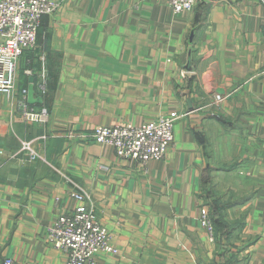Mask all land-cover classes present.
<instances>
[{"label":"crops","instance_id":"0c3cea01","mask_svg":"<svg viewBox=\"0 0 264 264\" xmlns=\"http://www.w3.org/2000/svg\"><path fill=\"white\" fill-rule=\"evenodd\" d=\"M263 30L257 0L180 15L166 0H66L42 17L14 96L0 94V262L64 264L46 229L79 205L75 191L118 251L96 264H264ZM30 78L47 124L23 117ZM169 113L181 116L172 146L145 170L91 138Z\"/></svg>","mask_w":264,"mask_h":264},{"label":"built area","instance_id":"2783aa9c","mask_svg":"<svg viewBox=\"0 0 264 264\" xmlns=\"http://www.w3.org/2000/svg\"><path fill=\"white\" fill-rule=\"evenodd\" d=\"M65 1L0 0V94L8 98L14 96L19 59L35 48L42 17L54 16ZM202 1L204 0H166V3L173 15H180L192 12ZM257 1L264 8V0ZM26 74L31 75V71L27 70ZM38 89L41 95L45 94L43 73ZM21 95L25 120L29 123L46 124L49 118L47 111L28 105L27 90H22ZM214 99L220 100L218 96ZM180 117L177 113H169L140 126L98 127L93 130L91 138L98 145L112 147L118 158L133 161L145 170L149 162L164 159L172 146L174 125ZM24 149L29 150L27 145ZM70 196L79 205L74 210L59 215L52 226L46 229V244L66 254L64 264H96L95 258L99 253L118 255V251L110 244L107 229L97 220L95 206L89 202L87 194L73 191ZM200 215V225L211 240L214 232L207 209L202 208ZM0 264L18 263L4 259Z\"/></svg>","mask_w":264,"mask_h":264},{"label":"rangeland","instance_id":"374dc122","mask_svg":"<svg viewBox=\"0 0 264 264\" xmlns=\"http://www.w3.org/2000/svg\"><path fill=\"white\" fill-rule=\"evenodd\" d=\"M28 70H30V71H31V74H32V70H31V69H28ZM45 86H46V92H47V85H46V82H45ZM16 89H17V88H16ZM16 89H15V91H16ZM23 90H24V89H23ZM25 90H26V89H25ZM21 91H22V90L19 91V96H20V99L22 100ZM46 92H45V94H46ZM37 97H39V96H36V95H35V98H37ZM40 98H41V97H40ZM41 100L43 101L42 98H41ZM41 105H42V104H41ZM36 106H37V104H36V105H33L32 107L35 108ZM48 121H49V118H48ZM47 123H48V122H47ZM47 123H46V124H47ZM210 190H211V191H214V192H210ZM208 191L210 192V195L212 196V198H215V197H216L215 189L209 187V188H208ZM209 192H208V193H209ZM70 194H71V193H70ZM207 196H208V195H207ZM70 197H71V196H70ZM212 200H214V199H212ZM74 201H75V200H74ZM210 205L214 207V205H213L212 203H210ZM94 206H95V205H94ZM213 207H212L211 210H209L210 208L208 209V208L206 207V208H207V211H208V215H209V217L211 216V217H210L211 222H212V220H213V222L215 221V219L212 218V215H213V214L211 213V212H214V211H213ZM74 209H75V208H74ZM74 209H73V210H74ZM213 217H214V216H213ZM213 222H212V226H213V232H214V230H215V229H214V227H215V223L213 224ZM213 234H214V233H213ZM213 236H214V235H213ZM213 236H212V238H213ZM210 241L214 242V240H212V239H211ZM95 259H96V258H95Z\"/></svg>","mask_w":264,"mask_h":264},{"label":"water","instance_id":"95a60500","mask_svg":"<svg viewBox=\"0 0 264 264\" xmlns=\"http://www.w3.org/2000/svg\"><path fill=\"white\" fill-rule=\"evenodd\" d=\"M214 1V0H211ZM31 83L28 85V89H27V103L28 105L32 106V105H41L42 104V100L41 98H35V94H34V88H33V84H32V78H30L29 80Z\"/></svg>","mask_w":264,"mask_h":264},{"label":"trees","instance_id":"16d2710c","mask_svg":"<svg viewBox=\"0 0 264 264\" xmlns=\"http://www.w3.org/2000/svg\"><path fill=\"white\" fill-rule=\"evenodd\" d=\"M40 27V26H39ZM38 32H39V28H38V30H37V37H38ZM30 69L32 70V72H33V68L32 67H30ZM49 76V75H48ZM48 76H46L47 78L46 79H48ZM55 79V78H54ZM53 83H55V81L53 80ZM46 84H48V80H47V82H46ZM51 85V84H50ZM52 86H54L53 84H52Z\"/></svg>","mask_w":264,"mask_h":264}]
</instances>
